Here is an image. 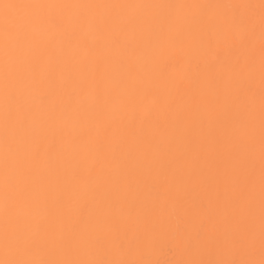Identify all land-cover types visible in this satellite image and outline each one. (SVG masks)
<instances>
[{"label":"bare ground","instance_id":"6f19581e","mask_svg":"<svg viewBox=\"0 0 264 264\" xmlns=\"http://www.w3.org/2000/svg\"><path fill=\"white\" fill-rule=\"evenodd\" d=\"M262 261L264 0H0V264Z\"/></svg>","mask_w":264,"mask_h":264},{"label":"snow or ice","instance_id":"6c2138e0","mask_svg":"<svg viewBox=\"0 0 264 264\" xmlns=\"http://www.w3.org/2000/svg\"><path fill=\"white\" fill-rule=\"evenodd\" d=\"M5 7H8L7 5H5ZM262 264H264V261H262Z\"/></svg>","mask_w":264,"mask_h":264}]
</instances>
